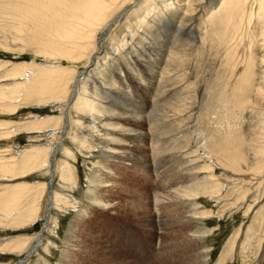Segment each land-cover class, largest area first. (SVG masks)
Here are the masks:
<instances>
[{
    "label": "bare ground",
    "instance_id": "1",
    "mask_svg": "<svg viewBox=\"0 0 264 264\" xmlns=\"http://www.w3.org/2000/svg\"><path fill=\"white\" fill-rule=\"evenodd\" d=\"M131 171L165 260L264 256V0H0V229L34 225L47 196L43 229L0 253L50 263L73 214L58 264L121 258L95 220ZM238 216L211 262V219Z\"/></svg>",
    "mask_w": 264,
    "mask_h": 264
},
{
    "label": "rangeland",
    "instance_id": "2",
    "mask_svg": "<svg viewBox=\"0 0 264 264\" xmlns=\"http://www.w3.org/2000/svg\"><path fill=\"white\" fill-rule=\"evenodd\" d=\"M21 138H22L20 140L21 143L26 144L27 143L26 138H24L23 135L21 136ZM76 166H77V176H78L77 179L79 181V187L86 188V181H85L86 175L84 169L85 167L80 160L76 162ZM125 175H126V179L124 178L125 180L121 182L123 185H128L127 187H129V189L125 191L121 190L122 193L121 192L114 193L118 197V200H120L121 207L119 206L117 207V209L115 208L108 209L107 211H105L107 212L105 216L95 220L97 224V228H96L97 234L104 236L105 244L111 247L113 251H115L117 254L121 256V258H117L115 256L105 254L102 251L103 249L101 250L100 248L99 249L95 248L94 256L93 257H90L89 255L84 256V259H82L83 262H85V264H115V262L116 264H121V263L143 264L142 260H140L141 262L138 261L135 254L136 250L140 249V247H138L135 241L138 239V236L141 235L142 237L141 236L140 237L142 239H145L150 244V246L154 251V258L151 259V261L146 264H180L181 262L178 261L169 262L165 260L163 257L159 256L158 252L154 248V246L157 245L159 240L158 235H160L161 232L163 233L162 229L159 227L151 228L150 226H148L149 222H146L143 225L139 224L137 221H135L136 216L134 215V212L131 211L130 209L131 201L139 200L142 198L141 196H143L141 195L140 192H137V190L142 189L148 191L149 182H147V180L145 179H141L143 177H141L139 173H135L133 171L127 172ZM55 177L56 179L58 178L57 176ZM47 178L48 177L46 176L44 179L47 180ZM130 187H132L133 189ZM75 195L76 197H78V193H76ZM46 198L47 196L44 197L42 201L43 202L42 210L40 212L41 217L34 225H31L26 229H18V230L0 229V239L2 240L5 238H15V237H19L21 234H26V233H29L30 235H34L37 232L41 231L43 229V223H44L43 214H44V207L47 202ZM72 218H73V214L60 216L59 227L56 230L57 234H55V236L53 235V237L50 236V238L53 239L56 242V244L61 247L63 246L62 245L63 239L65 238L66 232L69 229V225L71 223ZM250 220L251 219L248 218L247 223H249ZM241 221H242V216L241 217L238 216L236 218L227 217V218H222L220 220L219 219L217 220L216 218L211 219L209 226L210 227L218 226L219 228V229L217 228L218 230L214 234V238H213L214 240L212 241L207 240L205 242L206 245L211 247L210 249L212 250L211 259H210L211 262L214 263L216 262L222 248L225 246L227 240L234 232V227L237 226L239 223H241ZM151 232L152 234H150ZM61 247L57 249L53 248V254H51L50 256L49 255L41 256L48 259V262L50 263H45L41 260L43 262L42 263L40 262V258H38L37 255H34L32 259L29 261V263H25V264H58ZM96 253L100 256H98ZM22 256L23 253H18V252L0 253V264H8V263L13 264L14 262H17L20 258H22ZM225 264H264V256L262 254V251H259L258 249H254L252 250V252L247 250L246 258H244L243 260L240 259L238 261L235 258L234 260L231 261L227 260Z\"/></svg>",
    "mask_w": 264,
    "mask_h": 264
}]
</instances>
